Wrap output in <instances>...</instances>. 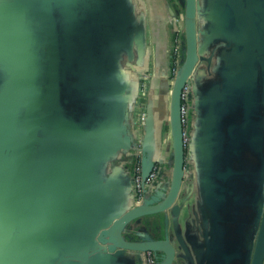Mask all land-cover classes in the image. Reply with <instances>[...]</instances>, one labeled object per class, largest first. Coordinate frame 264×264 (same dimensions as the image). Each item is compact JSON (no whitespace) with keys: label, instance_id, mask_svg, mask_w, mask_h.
Wrapping results in <instances>:
<instances>
[{"label":"water","instance_id":"water-1","mask_svg":"<svg viewBox=\"0 0 264 264\" xmlns=\"http://www.w3.org/2000/svg\"><path fill=\"white\" fill-rule=\"evenodd\" d=\"M180 1L181 60L164 86L167 158L154 157L150 103L143 106V120L135 121L145 81L143 91L151 100L150 77L139 76L136 94L125 96L129 88L116 67L121 54L130 64L134 48L141 55L144 46V28L131 0L58 1L60 14L83 13V23L75 28L92 34L85 39L88 46L99 35L106 44L98 51L87 47L76 67L72 54L62 50V36L56 51L40 56L15 52L12 37L0 40V61L22 64V72L27 64H49L48 84L18 82L15 72L0 88V264H138L144 253L159 255L157 264H264V169L254 196L252 181L232 168L243 160L244 142L254 140L248 132L260 104L258 82L264 85V0ZM54 5L49 0V23L62 31ZM231 48L234 63L214 71L227 87L221 94L227 100L214 118L211 110L204 112L209 97L202 99L201 92L208 82L198 79L196 66L199 61L210 66ZM185 85L193 115L186 154L180 118ZM15 86L20 94H13ZM134 150L140 151L143 183L156 165L162 166L160 185L145 190L140 205L133 201L114 212L103 176ZM259 162L264 168V157ZM114 172L126 175L134 199L130 172L123 165L114 166ZM238 178L249 193L241 220L235 206L241 196L228 190ZM100 190L108 196H99ZM199 216L204 223L197 227ZM127 231L138 242L127 241ZM5 250L18 252L13 254L17 262L5 259Z\"/></svg>","mask_w":264,"mask_h":264},{"label":"crops","instance_id":"crops-1","mask_svg":"<svg viewBox=\"0 0 264 264\" xmlns=\"http://www.w3.org/2000/svg\"><path fill=\"white\" fill-rule=\"evenodd\" d=\"M52 1L56 4L54 5L56 24L58 27L59 25L62 26V31L51 28V23H49V0L47 2L45 0H0V26L10 24V27L7 29L0 27V40L5 37H12L10 45L14 47L15 52H34L36 56H40L42 52L47 53L50 52L49 50L56 51L59 44L57 37L62 36V50L65 53L72 54L71 59H73L74 67L77 66L76 60L87 47H89V50L98 51L100 47L102 49L103 46H106V44H103L102 38H100L102 37L101 35L96 36L90 46H88L85 39L92 34L83 28H75V26H80L79 23H83V13L71 15L62 12L60 14L57 12L60 5L57 4L59 0ZM131 2L136 20L144 28V46L141 55H138L136 48H134L133 61L130 64L126 55L121 54L119 61L116 62V67L122 71V83L129 88V93L127 92L128 94L126 93L125 96L129 95L133 97L136 94L139 76L145 74L150 77V79H147V82L150 90L149 98L151 100L149 101L148 96H145L144 104L150 103L152 105L154 157L167 158L168 154L165 153L166 148L169 147L170 138L168 115L166 112L167 105L164 100V94H166L164 86L171 81L174 43L176 40H180L181 45L184 42V5L179 0H131ZM65 15H67L66 18ZM91 32L99 34L98 32ZM232 48L224 54L221 52L220 58L216 55L210 66L200 61L196 66L195 72L198 79L202 80V83L208 82L201 92L202 99L209 97L208 102L204 105V112L206 113L211 110L214 118L218 107H220L222 102L227 100L226 96L221 95L227 88L224 86L225 79L219 78L214 71L220 69L222 66L234 63L232 61L233 58L230 59L233 53ZM7 69L12 71L13 75L9 74ZM15 72L19 73L16 76L19 79L16 80L18 82L48 84L45 80L49 78V64H27V67H24L22 72V64H7L3 59V61H0V88L4 82L14 77ZM109 74H111L110 71ZM215 75L217 76L216 78ZM214 88L218 89L213 91ZM13 89V94H20L17 92L18 88L16 86ZM211 91L213 92L210 94ZM40 94L42 96L47 95V92L46 90H41ZM256 95L257 101L260 104L253 118L254 124L248 132V136L254 137V140L244 142L242 145V148L244 147V154L241 156L243 160L236 162L232 166L235 172H243L244 176L247 175L246 179H248L249 183L252 181L251 191L255 190L254 196H257L260 192L259 179L264 169L260 164L261 162H259L261 156L262 158L264 157V85L261 86L259 82ZM225 120L227 122V116L223 118V124H226ZM121 136H125L122 134V131ZM258 148H260L261 154L259 152L257 154ZM249 165L252 167L250 168ZM107 170L110 173L106 172L104 174L103 183L107 187V192L111 195L113 211L130 207L133 204V199L131 193L129 194L128 189H126V175L114 172L113 163ZM249 172L251 173L250 175L248 174ZM241 182L242 180L239 178L234 180V188L228 189L233 195L241 196L239 203L235 205L240 213L237 217L239 220L243 219L241 209L245 205L244 198L246 193L249 195L248 191L246 192L241 186ZM102 191L100 190L99 196H108L104 190ZM254 205L256 206V204ZM221 211L224 213L226 208H222ZM203 220L204 218L199 216L194 219V225L197 227L201 226L204 223ZM3 254L6 257L5 259L16 260V262L18 260L17 256L13 255L19 254L15 250H5ZM121 262L118 263L125 264ZM3 264L11 263L5 262Z\"/></svg>","mask_w":264,"mask_h":264},{"label":"built area","instance_id":"built-area-1","mask_svg":"<svg viewBox=\"0 0 264 264\" xmlns=\"http://www.w3.org/2000/svg\"><path fill=\"white\" fill-rule=\"evenodd\" d=\"M173 67H172V78L174 77L176 71L179 68V62L181 60V41L176 40L173 46ZM146 86V81L143 83L142 90L137 101V110L135 111V121L141 122L144 118V100L146 96V92L143 91ZM191 90L188 85H185L182 89L181 93V108H180V118L182 125V141L185 150V154L187 153L188 146L191 141V129L193 124V115H192V100L190 98ZM133 152L136 154V158L133 161L132 169L129 171L133 180V196H134V205H140L144 200L145 190H152L156 187V185H160V176L162 172V166L156 165L149 177L142 182L141 177V165H140V151L134 150L131 151L129 155H132ZM127 156V155H126ZM122 158V157H121ZM120 158V160H121ZM118 160V161H120ZM143 262L144 264H155L150 253L143 254Z\"/></svg>","mask_w":264,"mask_h":264},{"label":"flooded vegetation","instance_id":"flooded-vegetation-1","mask_svg":"<svg viewBox=\"0 0 264 264\" xmlns=\"http://www.w3.org/2000/svg\"><path fill=\"white\" fill-rule=\"evenodd\" d=\"M136 158V154L133 152L132 155H123L120 161H115L113 162V166H117V165H123L124 168H126L127 170H131L132 169V164L133 161ZM123 237L127 240V241H131V242H138V238L136 237L135 233H132L131 231H127L123 233ZM154 260V263L157 264L160 260L159 255H155V254H150ZM138 264H144L143 262V254L141 255ZM173 264H182L181 261H174Z\"/></svg>","mask_w":264,"mask_h":264},{"label":"rangeland","instance_id":"rangeland-1","mask_svg":"<svg viewBox=\"0 0 264 264\" xmlns=\"http://www.w3.org/2000/svg\"><path fill=\"white\" fill-rule=\"evenodd\" d=\"M146 222H147V221L141 223L140 227L143 226ZM148 222H149V221H148ZM145 228H147V227H145Z\"/></svg>","mask_w":264,"mask_h":264},{"label":"snow or ice","instance_id":"snow-or-ice-1","mask_svg":"<svg viewBox=\"0 0 264 264\" xmlns=\"http://www.w3.org/2000/svg\"><path fill=\"white\" fill-rule=\"evenodd\" d=\"M45 2H47V0H45Z\"/></svg>","mask_w":264,"mask_h":264},{"label":"trees","instance_id":"trees-1","mask_svg":"<svg viewBox=\"0 0 264 264\" xmlns=\"http://www.w3.org/2000/svg\"><path fill=\"white\" fill-rule=\"evenodd\" d=\"M172 66H173V64H172Z\"/></svg>","mask_w":264,"mask_h":264}]
</instances>
